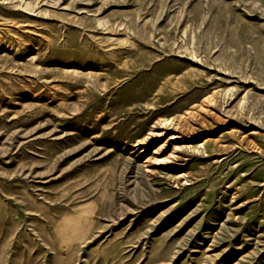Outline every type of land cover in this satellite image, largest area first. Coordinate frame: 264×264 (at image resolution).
I'll use <instances>...</instances> for the list:
<instances>
[{"label":"rangeland","instance_id":"374dc122","mask_svg":"<svg viewBox=\"0 0 264 264\" xmlns=\"http://www.w3.org/2000/svg\"><path fill=\"white\" fill-rule=\"evenodd\" d=\"M0 264H264V0H0Z\"/></svg>","mask_w":264,"mask_h":264},{"label":"bare ground","instance_id":"6f19581e","mask_svg":"<svg viewBox=\"0 0 264 264\" xmlns=\"http://www.w3.org/2000/svg\"><path fill=\"white\" fill-rule=\"evenodd\" d=\"M200 95V94H199ZM193 98V97H192ZM208 98V97H207ZM173 117H160L158 118L156 121H154V123L152 124V128L148 131L146 137H144L143 139L145 140H149V139H153L155 137H160L163 136L164 134H167V129H170V125L173 122ZM174 138H178V135L174 132L169 133V137L167 139H174ZM166 139V140H167ZM144 142V141H143ZM149 142V141H148ZM142 143V142H141ZM159 146V145H158ZM162 145H160L158 147V151L162 150ZM182 148V146L180 145H175L174 146V150H173V158L175 157V153L174 151H177L178 149ZM156 151V150H155ZM180 155V154H179ZM180 158V157H179ZM160 160V159H157ZM168 162V161H167ZM187 179V178H186Z\"/></svg>","mask_w":264,"mask_h":264}]
</instances>
